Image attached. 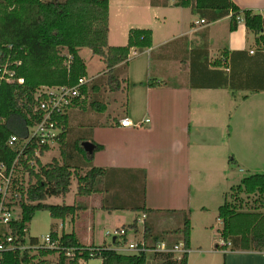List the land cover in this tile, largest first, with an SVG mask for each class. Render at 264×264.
<instances>
[{
    "label": "crops",
    "instance_id": "crops-1",
    "mask_svg": "<svg viewBox=\"0 0 264 264\" xmlns=\"http://www.w3.org/2000/svg\"><path fill=\"white\" fill-rule=\"evenodd\" d=\"M156 2L160 5L152 6V0H109V46H126L132 29L151 30L153 46L145 51L132 50L128 61L117 67L121 90L107 95V103H113L117 109L115 112L106 110L96 114L94 118L98 120L102 129L111 126L122 134L121 146L125 145L126 157L117 156V151L114 149L115 164L114 162L103 166L98 164V167L94 165L96 168L110 171L106 181L107 193L80 198L77 197V186L74 205L80 206L79 212L82 214L80 216L77 214L75 219L70 217L63 222L62 233H75L81 244L86 247L113 246L114 239L108 244L105 239L101 243L96 239L98 215L103 221L100 214L110 218L109 220L123 218L119 217V214H131L132 222L123 223L120 228H116L121 229L137 220L138 232L132 234L131 240L134 238L145 241L141 226L145 228L146 224L151 227L154 235L169 232L162 230L165 226L177 225L175 229L182 227L183 218L182 223L173 222L172 219L185 209L174 208L171 203L165 209L157 208L153 202L151 203L149 179H147L146 196L148 208L177 211V213L164 212L144 216L129 211L109 213L103 210L104 200L113 206L134 198L131 197L132 190L138 182L135 180L128 183L134 180L131 170H144L149 178L146 163L149 158L155 157L157 145H160L163 136L171 135L172 137L169 136L168 139L169 144L177 149L187 147L195 151L197 147L209 145L230 147L236 140V133L246 134L239 141L244 150L257 151L261 146V142L251 138L255 129L264 131V53L255 46V36L246 29L243 21L238 24L236 31L231 32L230 16L213 20L215 18L211 14L203 19L190 8L176 7L177 0H156ZM232 2L241 11H251L264 17V0H232ZM205 3L214 6L224 5L226 1L206 0ZM202 20L206 23L196 25ZM90 53L92 54L91 51ZM106 72L102 74L105 75ZM99 82L102 84L104 81L99 80ZM138 90L141 92L139 93L141 98L145 97V102L141 100L145 114L140 122L149 119L150 124L142 128H122L120 121L125 118L139 123L132 118L136 110H130L129 106L130 95L134 96ZM124 101L126 104L122 105ZM75 109L76 107L69 114L71 115ZM108 120L111 124H106ZM73 121L74 119L71 118V125L74 124ZM94 143L103 147L95 152V159L97 153L107 151L108 144L102 140ZM145 151H147L146 156ZM119 157L123 159L120 158V163L116 159ZM176 157L178 156L174 155V158ZM134 158L142 164L134 165L132 161ZM229 162L239 164V174H243L248 169L242 164L245 161L236 159L234 155L229 158ZM227 169L225 167V171L221 173L220 180H228ZM87 172L88 169H85L80 174L83 176ZM137 176V181H140L141 175ZM151 215H156L153 216L154 221L151 220ZM159 216H168V221L161 222L164 225L162 231L158 229L161 223L158 226L153 224ZM218 221L219 228L215 229V226H212L217 232L212 242H208L210 248L206 250L202 247L195 248L199 250L195 253L200 254L202 264H264V253L224 251L222 249L224 242L219 234L223 223L221 220ZM154 227L159 233L154 231ZM141 231L143 233L139 238ZM62 233H58L59 236ZM110 233L112 232H108V237ZM174 238L178 239V236L172 235L166 240L169 242ZM194 246L191 235L188 264H192L190 254L194 251ZM210 256H213V260ZM193 263L198 264L196 261Z\"/></svg>",
    "mask_w": 264,
    "mask_h": 264
},
{
    "label": "trees",
    "instance_id": "trees-1",
    "mask_svg": "<svg viewBox=\"0 0 264 264\" xmlns=\"http://www.w3.org/2000/svg\"><path fill=\"white\" fill-rule=\"evenodd\" d=\"M206 0H177L176 7L190 8L193 13L206 19L213 14V20L230 16V30L238 28L239 19H244L246 29L255 36V46L264 53V17L251 11H241L232 0H225L224 5L210 6ZM152 0V6H158ZM212 21V20H211ZM109 35V0H0V67L8 60L12 63L22 62L17 68L18 76L25 79L24 85H0V164L10 165L15 153L7 146L11 136L26 137L28 130L41 120L35 112L34 96L42 87H74L82 78H87V65L80 56L82 49H88L92 55L101 59L106 66V86L110 92L121 90V82L117 67L128 61L130 53L145 51L153 46V33L146 29H132L129 32L126 46L111 47L108 43ZM12 68V67H11ZM94 81L93 92H98L102 84ZM87 95V86L81 89V97ZM85 99L75 100L74 107L84 105ZM98 103H94V106ZM104 112V108H101ZM68 116L62 118L63 132L59 136L61 144L62 163L54 159L46 166H42L37 175V184L28 191L29 201L33 204L23 206V220L13 225L14 234L24 237V229L30 224L38 211H49L55 220L65 222L68 218L75 219L79 215L80 206L49 205L45 201L49 198H66L71 191L73 179L78 183L77 197H88L92 194L107 193L106 183L109 172L96 168L92 162L94 155L85 153L82 144L86 137L78 136L76 141L70 142ZM94 143V142H93ZM96 145V152L102 149ZM47 149V148H46ZM88 169L85 175L79 171ZM134 180L138 182L133 188L130 201L112 206L104 200L103 210L129 211L144 216L155 213H177V211H163L149 209L146 202L147 176L144 170H131ZM141 175L140 181L138 176ZM103 189H102V188ZM255 197L252 207L243 199ZM183 214L182 227L175 231L154 235L147 224L144 228L145 242L149 240L156 246L166 242L168 246L183 243L186 250L191 247V219L187 211ZM218 220L223 223L219 231L224 242L222 249L231 252H260L264 253V174H254L242 180L241 184L231 188L225 196V202L218 209ZM123 229L133 233L138 232V221L124 226ZM176 235L178 239L167 242L169 236ZM53 241H59L66 248L95 249L93 256L86 252L76 260H68L64 253L58 256L55 264H80L78 258L102 259V264H147V255H121L109 247H86L81 244L78 236L73 234L52 232ZM37 238H31L36 244ZM127 242V238H124ZM42 257L56 253L41 250ZM31 255L25 252L8 253L3 264H28ZM34 257V256H33ZM32 259H35L34 257ZM154 258L161 264H188L189 254H185L180 261L169 254H155ZM38 264H53L40 261Z\"/></svg>",
    "mask_w": 264,
    "mask_h": 264
},
{
    "label": "rangeland",
    "instance_id": "rangeland-1",
    "mask_svg": "<svg viewBox=\"0 0 264 264\" xmlns=\"http://www.w3.org/2000/svg\"><path fill=\"white\" fill-rule=\"evenodd\" d=\"M80 56L84 59L87 65V79L90 80V82L86 85L87 96L84 98V105L76 107L75 111L73 110L74 112H71V115L68 114L67 129L70 131L68 139L70 142H74L78 136L84 135L87 140L85 142L93 143V139L95 140L94 142L97 143L100 142V140L107 142V151L104 153H97L92 164L97 167L98 164L101 166L104 164H113L112 162L115 164V158H113L114 149L117 151V156L126 157L124 154L126 153L124 148L125 145L123 144V146H121V138L123 136L111 126L102 129L103 127L99 126L98 120L94 119L96 114H101V108H104L105 111L108 110L109 112H115L117 109L113 103H107V95L111 94V92L109 93V88L105 85L106 75L102 74V72L106 71V66L101 59L93 56L88 49H82ZM138 75L141 76L142 74L138 73ZM98 79L100 81L104 79L105 81L102 82L103 85L98 88V92H92L94 81H97ZM139 93L141 92L138 90L137 94L134 96L133 94L130 95L131 99L129 100L130 110H136L132 118H135L134 120L137 122H140L145 114L141 104V100L142 102H145V97L141 98ZM126 101H124L122 105L126 104ZM94 103L98 104L94 106ZM117 105L120 104L117 103ZM88 117L90 118L89 120L86 119ZM71 118L74 119V124L72 125ZM107 123H110V121L108 120L106 124ZM257 130L258 128L255 129L254 133L251 135V138L261 142V146L257 151L244 150L242 144L239 143V141L245 137L246 134L244 133H236V140L234 144L230 145V147H211L209 145L207 147H197L198 149H196V151L189 150L187 147L185 149H177L174 145L169 144L168 139L171 135H168L161 138V143L160 145H157V151L154 154L155 157L147 160L146 164L149 172V178L147 177V179H149L148 186L150 188L149 193L151 196V203L153 202L157 208L161 209L167 208L171 203L174 208H184L190 215L192 242H194L195 245L194 251L190 254L192 257V264H194V261L198 264L203 263V260L199 257L200 254L197 252L195 253V251L199 250H196L195 248L202 247L203 250L210 248L208 242H212L214 234L217 232L216 230H213L212 226H215V229L219 228L218 209L224 204L225 196L231 192V188L240 185L243 179L253 174H264V144L262 143L264 142V135H261L264 134V131L262 132L261 129ZM61 146V144L56 145L49 154L46 155L44 162L49 164L56 159L59 163H62ZM146 154L147 151L144 152L145 156ZM174 155H177L178 157L174 158ZM233 155L236 159L238 158L241 161H245L244 163L242 162V164L248 167L249 170L246 169L243 174H239V164L233 162L228 163L229 158L233 157ZM120 158L122 159V157L116 158L118 163L121 162ZM132 161L134 162V165L142 164L138 163L136 158L132 159ZM225 167L228 168L227 181L224 179L220 180L219 178L221 177V173L225 171ZM79 172L83 173V170ZM191 174L192 177H190ZM77 186V180L74 178L71 192L66 198L52 197L46 200L45 204H65L73 206L75 204L74 194L77 191ZM242 197L249 203V207L253 206L255 197ZM19 213L20 211L17 212V215H19ZM81 214L82 213H79V216ZM100 216L103 218V221L99 219L98 215L96 226V239L100 243L103 242L104 239L107 241V244L111 243L113 237H108V232L113 233V231H115L116 228H120L123 223L132 222V215L128 213L119 214V217L123 218H113L112 220H109L110 218L108 219L103 214H100ZM153 216L156 217V215H151V220L154 218ZM182 218V213H178L173 217L172 221H180V223H182ZM163 221H168V216L157 217V221L153 222V224L158 226L159 223ZM163 226V224L159 225L158 229L161 230ZM176 226L177 225L165 226L162 230L172 232L176 230ZM27 229L28 241L31 238H37L40 242H44L45 238L52 232H63V221L53 219L49 211H38L32 222L27 225ZM141 229L144 230L143 226H141ZM158 229L154 227V231L157 233H159ZM66 231H68V229H66ZM142 233L143 231L140 232V236H138L139 238H141ZM170 236L168 238H170ZM175 240H177V238H174V240L170 239L169 244H174ZM149 243L150 245H153L152 241H149ZM32 255L36 258L32 259L33 256H30V263L28 264H38L40 261L44 260L55 264L58 260L57 253L45 257H42L41 252H36ZM210 257L213 260V256ZM81 264H102V259H89L88 261L83 259ZM147 264L161 263L155 260L154 254H149L147 256Z\"/></svg>",
    "mask_w": 264,
    "mask_h": 264
},
{
    "label": "built area",
    "instance_id": "built-area-1",
    "mask_svg": "<svg viewBox=\"0 0 264 264\" xmlns=\"http://www.w3.org/2000/svg\"><path fill=\"white\" fill-rule=\"evenodd\" d=\"M241 21L244 22V19L240 18L239 23ZM205 23L202 20L196 25ZM21 66V61L11 65L9 60L1 66L0 85H24L25 79L19 77L17 72V68ZM88 82L90 80L82 78L74 87H42L37 90L34 96L35 112L40 114V122L28 130L26 137L11 136L7 142V146L15 153V158L10 165L0 164V264L4 263L8 253L17 252L20 254L27 252L34 256L33 253H40L41 250L54 251L58 256L64 253L70 261L76 260L86 252H90V256H93L95 249L66 248L59 241H53L50 235L44 242L38 239L36 244H32L31 239L29 241L27 239V228L23 231V238L13 232V225L23 220V206L33 204L29 201L28 191L36 186L41 167L47 165L44 162L46 155L59 144L58 139L63 132L62 118L74 108L75 100L84 99V96L81 97V89ZM149 124V119L139 123H134L128 118L120 121V126L128 129L142 128ZM18 211H20L19 215H17ZM132 234L134 233L123 228L110 233L109 236L118 243L111 249L121 255L171 254L178 261L185 254L190 253L183 243L168 246L166 242H161L154 247L144 240L134 238L131 240ZM125 237L127 242H124ZM82 260L83 258H78L80 264Z\"/></svg>",
    "mask_w": 264,
    "mask_h": 264
},
{
    "label": "water",
    "instance_id": "water-1",
    "mask_svg": "<svg viewBox=\"0 0 264 264\" xmlns=\"http://www.w3.org/2000/svg\"><path fill=\"white\" fill-rule=\"evenodd\" d=\"M82 147L86 154L93 156L96 152V145L91 142H83Z\"/></svg>",
    "mask_w": 264,
    "mask_h": 264
}]
</instances>
